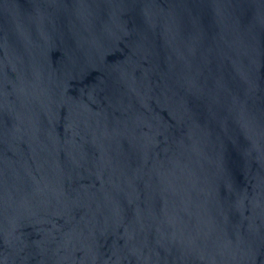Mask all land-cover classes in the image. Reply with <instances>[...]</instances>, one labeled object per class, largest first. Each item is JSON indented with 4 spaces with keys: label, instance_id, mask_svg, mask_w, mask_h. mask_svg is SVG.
<instances>
[{
    "label": "water",
    "instance_id": "95a60500",
    "mask_svg": "<svg viewBox=\"0 0 264 264\" xmlns=\"http://www.w3.org/2000/svg\"><path fill=\"white\" fill-rule=\"evenodd\" d=\"M0 264H264V0H0Z\"/></svg>",
    "mask_w": 264,
    "mask_h": 264
}]
</instances>
